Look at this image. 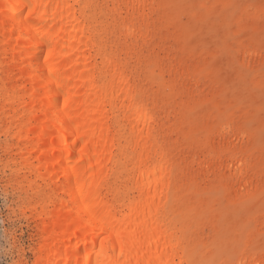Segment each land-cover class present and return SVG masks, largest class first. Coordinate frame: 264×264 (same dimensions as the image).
Wrapping results in <instances>:
<instances>
[{
  "label": "rangeland",
  "instance_id": "rangeland-1",
  "mask_svg": "<svg viewBox=\"0 0 264 264\" xmlns=\"http://www.w3.org/2000/svg\"><path fill=\"white\" fill-rule=\"evenodd\" d=\"M82 1L96 45L123 66L152 117L174 176L168 218L193 264H264V0H147L139 11L125 0ZM20 58L0 34V264H35L41 208L62 195L25 164ZM116 147L123 161L109 181L120 190L129 182L119 165L132 158L126 124Z\"/></svg>",
  "mask_w": 264,
  "mask_h": 264
},
{
  "label": "bare ground",
  "instance_id": "bare-ground-1",
  "mask_svg": "<svg viewBox=\"0 0 264 264\" xmlns=\"http://www.w3.org/2000/svg\"><path fill=\"white\" fill-rule=\"evenodd\" d=\"M125 1L137 11L147 2ZM86 8L82 0H0V34L28 83L25 164L62 192L41 208L35 264H193L167 214L174 176L165 148L153 141L152 117L123 66L96 45ZM122 124L132 158L119 165L129 187L117 190L109 177L123 161L124 150L114 151Z\"/></svg>",
  "mask_w": 264,
  "mask_h": 264
}]
</instances>
